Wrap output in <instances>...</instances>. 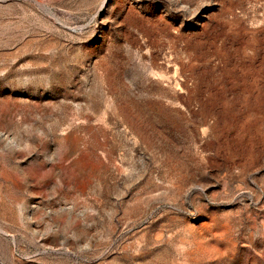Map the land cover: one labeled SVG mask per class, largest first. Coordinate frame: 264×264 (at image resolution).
I'll return each mask as SVG.
<instances>
[{
	"label": "rangeland",
	"instance_id": "rangeland-1",
	"mask_svg": "<svg viewBox=\"0 0 264 264\" xmlns=\"http://www.w3.org/2000/svg\"><path fill=\"white\" fill-rule=\"evenodd\" d=\"M0 264H264V0H0Z\"/></svg>",
	"mask_w": 264,
	"mask_h": 264
}]
</instances>
